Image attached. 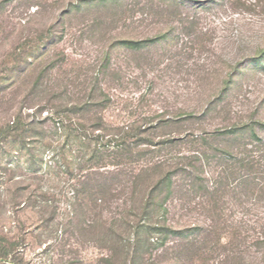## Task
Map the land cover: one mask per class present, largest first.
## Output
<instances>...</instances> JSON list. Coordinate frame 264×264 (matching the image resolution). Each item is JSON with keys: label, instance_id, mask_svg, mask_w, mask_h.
Masks as SVG:
<instances>
[{"label": "rangeland", "instance_id": "1", "mask_svg": "<svg viewBox=\"0 0 264 264\" xmlns=\"http://www.w3.org/2000/svg\"><path fill=\"white\" fill-rule=\"evenodd\" d=\"M202 1L0 0V65L12 49L34 47L40 38L53 37L49 53L31 59L34 77L28 86L10 88L0 97V119L13 105L11 111H23L27 117L41 111L33 117L41 121L37 124L41 130L27 143L0 144V246H12L13 257L21 264L172 261L175 241L166 245L170 249L165 254L154 233L151 255L133 262L135 231L126 232V221L120 222L126 197L121 186L112 189L115 194L105 193L106 204L93 212L84 210L82 186L91 171L104 176L115 170L107 162L113 160L117 128L141 125L147 128L142 137L151 139V144L139 145L145 152L124 167V181L148 161L173 163L184 151L181 146L156 152L157 143L179 136V126H161V121L185 111H205L214 100L218 104L214 111H233L244 119L264 111V70L251 72L244 66L231 78L229 91H223L236 63L248 53L242 45L250 50L264 34V13L198 6ZM156 36L162 42L141 49L121 43ZM49 63L55 65L52 75L25 100L36 75ZM28 104L34 106L25 108ZM76 104L90 106L94 120L102 116L104 129L84 139L77 136L83 129L68 118L54 124L48 117L55 111H83L74 108ZM220 121L219 117L206 127ZM98 132L101 136L92 140ZM96 148L106 166L93 167L98 162L90 156ZM245 200L230 202L225 214L230 235L240 234L232 245L235 253L219 246L209 264H264V202L256 197ZM198 201L185 208L175 199L168 205L170 222L210 224ZM113 222L122 232L118 246L106 234ZM93 224L106 228L96 230ZM114 247L116 258L108 261ZM0 264L13 263L8 259Z\"/></svg>", "mask_w": 264, "mask_h": 264}, {"label": "trees", "instance_id": "2", "mask_svg": "<svg viewBox=\"0 0 264 264\" xmlns=\"http://www.w3.org/2000/svg\"><path fill=\"white\" fill-rule=\"evenodd\" d=\"M208 5L228 6L235 12L248 10L264 13V0H204L198 6ZM258 36L259 39L255 44H251L250 50L242 45L243 51L248 53L236 63L233 73L225 80L224 92L229 91L231 78L244 66H247L251 72L264 70V34ZM160 38L156 36L141 40H122L121 43L131 49H141L145 45L161 41ZM52 40L51 35L42 37L34 47L15 48L7 54L0 65V97L6 96V91L10 88L28 86L27 84L34 77L35 66L30 62L31 59L48 54L49 43ZM54 69L53 63L41 69L32 82L30 91L24 97L25 100L37 88H43L44 78L50 77ZM21 102H24L23 99ZM33 106L24 105L25 108ZM217 106V101L214 100L208 104L205 111H185L173 120L161 121L159 124L161 126L170 124L179 126L177 130L179 136L168 137L157 143L159 148L156 152L165 147L168 150L183 146L184 151L178 153V158L173 163L152 159L137 173H133L130 179L123 181L124 167L130 159L145 152V149H140L139 145L151 144V139L142 137V133H146L147 128L142 129L141 125L136 128L124 126L117 128L119 129L117 137L113 139L115 142L113 160L107 162L114 165L115 170L110 175L103 176L101 173L95 174L94 171L85 175L82 203L87 212H93L106 204L104 194L109 192L115 194L112 189L121 186V193L126 197L125 215L120 222L126 221L128 225L126 232L135 231L133 262L144 261L151 255L150 237H153L154 233L165 254L170 249L166 245L170 241L176 243L171 247L174 253L169 264H209V260L219 246L229 250V254H234L235 246L232 245L240 239V234L236 229L238 234L234 237L227 230L229 225L225 223V214L230 202L234 200L243 204L245 199L250 197H256L257 200L264 202V111H254L244 119L242 115L233 114V111H214ZM13 107L15 105L8 109L4 119H0V144H25L28 142L27 138H31L41 130L37 126L41 121L33 118L41 111H35L34 116L26 114L27 117L23 111H15V109L11 111ZM74 108L83 111H55L48 117L54 124L64 122L68 118L77 129H83L77 136L84 139L95 136V130L104 129L103 117L94 120L95 112L88 111L90 106L76 104ZM219 117L220 123L213 128L206 127ZM85 119L94 121L86 125ZM100 136L98 132L92 140ZM97 153H100V150L96 148L90 156V160L95 158L98 162L93 167L106 166L103 157L100 154L96 156ZM95 175L101 176L102 179ZM197 198L199 199L197 203L202 205L203 214L211 218V223L173 225L169 220L168 205L174 204L176 199L182 202V207L189 208ZM115 223L107 228L106 234L118 246L122 232L118 228L120 225L116 227ZM95 225L91 227L95 229L98 226L102 227ZM11 247L0 246V261L9 259L13 264H21L16 256L13 257L15 249ZM117 249L114 247L113 254L107 257L108 261L115 260Z\"/></svg>", "mask_w": 264, "mask_h": 264}]
</instances>
